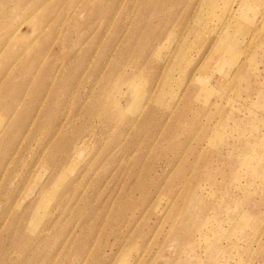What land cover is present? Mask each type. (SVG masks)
<instances>
[{
  "label": "rangeland",
  "instance_id": "obj_1",
  "mask_svg": "<svg viewBox=\"0 0 264 264\" xmlns=\"http://www.w3.org/2000/svg\"><path fill=\"white\" fill-rule=\"evenodd\" d=\"M238 5L222 31L224 0H0V264H264V119L224 124L264 74Z\"/></svg>",
  "mask_w": 264,
  "mask_h": 264
},
{
  "label": "bare ground",
  "instance_id": "obj_2",
  "mask_svg": "<svg viewBox=\"0 0 264 264\" xmlns=\"http://www.w3.org/2000/svg\"><path fill=\"white\" fill-rule=\"evenodd\" d=\"M239 2H242V5H241V3L239 4ZM236 5H238V7L240 8L239 10H241V8L243 6H245V5L250 6V11H249L248 14H252L251 20L247 19V25H246V27H244V28L241 29L242 30V33L245 31L243 39L250 32V28L252 29L251 32H253V38L251 37L252 41L250 40L251 44L249 42V44L252 47H250L246 51V54L249 53L250 51H253L254 54H258V55H261V57H264V33L261 31L262 30V27L264 26V11H262L261 9L258 10V7L259 6H264V0H242V1L241 0H224L223 13L220 15V18L222 17V15H224V17L221 20V30L222 31H224V29L229 24H231L233 22L232 21L233 16H234L233 15L234 14L233 11L235 10V6ZM257 12L258 13L260 12V15H259L260 17H258L259 20L258 19L255 20V17H256ZM254 20H255V22H254ZM253 22H254V25H253ZM241 30L239 31V36H238V38H236V40L234 41V43H230L231 46H234L235 43H236V41H238V43H239L242 40ZM253 59H255V56L253 57ZM251 65H253V67H252L253 75H256V77L253 78V80H251L250 77L245 76V73L243 71L238 72L239 74L236 73V76H235L234 79L236 81H238V79H242V78L245 79L247 81V84H248L249 88L254 87V85H258L259 89L256 90L253 94H251L250 99H249L251 102L256 103V104H253L254 106H250V107H243L244 110L242 111L241 114L240 113L235 114L232 110L231 111L230 110H227L226 113H224V124L227 123L228 120H231L232 118H236L237 117L238 118V121H237V126L238 127L245 126L244 123H246V124H248V126H251L253 129H255V128H257V126H256V120L255 119H264V77H263L264 74L261 75V73H258L259 68H257L255 62L254 63H247V64H245V62H243L242 63V69H245V68L249 69V68H251ZM240 77H242V78H240ZM244 77H246V78H244ZM244 117H247V118L249 117V118H253V119L252 120H247V118H244ZM225 119H227V121ZM227 139H228V141L226 143L227 148L225 147L226 150L232 149L233 151L236 150L237 152H243V151L246 152V151H248V152H251V153L253 151H255V147L250 146V142L248 140H246L245 138L243 139L241 137V134L240 133L237 134V137H232L230 139L227 136ZM262 149H263L262 152L260 150L258 151V155L260 156V158H262L263 161L260 159L259 162H255V161L253 162L254 169L257 170V172L252 173V175L256 176V177H253L254 178L253 179L254 180V183H258V182L259 183H262V182H264V148H262ZM253 154H254V152H253ZM253 158L256 159L255 155H253ZM73 163H74V161H73ZM74 166L77 167V165H75V164H74ZM71 169H74V168H71ZM67 170H68V168H67ZM69 173H70V171H69ZM66 176H67V174L64 173L60 177L59 182L62 183L65 180ZM54 186L55 185L53 184V187ZM57 187H59V186H57ZM57 189H56V191H57ZM263 190H264V187L262 189V192H263ZM46 196H53V193L50 192V190H49V192L47 193ZM46 196H44L43 198H45ZM237 198H240V197H234L232 194H230L228 196V198L226 200H224V204H226V202H228L230 204L232 202H234V204L237 203V204H239L240 207H242L243 203L246 200H244L243 197H241L242 199H237ZM256 206H258V204L255 202L253 204V207H256ZM224 207L226 208L225 209V211H226V220L225 221L228 220L230 223L234 224L235 227H238V226L239 227H244L245 225H247L250 222L249 221V216L251 214L246 209L243 210L242 208H240V207H238L236 205L234 207V206H232V204H231V208H228L227 205H224ZM35 210H36L35 211V218H37L36 221L37 220H41L42 217L40 216L39 211L37 209H35ZM193 214H194V210L193 209H190L189 210V213L186 212L184 214L185 217H188V220L185 221V222H181V224H183V226H184L183 228L185 230H188L189 232L191 230H194V229L198 228V226L201 224L200 222L198 223L193 218L191 219V217L193 216ZM247 214H250V215L247 216ZM33 217H34V214H33ZM246 217H248L247 220H246ZM37 222H39V221H37ZM244 228H246V227H244ZM219 244H220V242H219ZM214 251H216L218 253V252H221V249H219V247L216 246L210 252L215 254L216 252H214ZM212 256L214 257V255H212ZM212 256H210V259L211 260H212Z\"/></svg>",
  "mask_w": 264,
  "mask_h": 264
}]
</instances>
